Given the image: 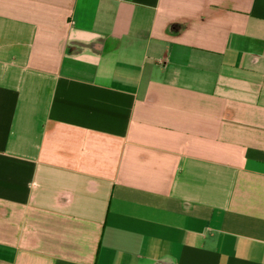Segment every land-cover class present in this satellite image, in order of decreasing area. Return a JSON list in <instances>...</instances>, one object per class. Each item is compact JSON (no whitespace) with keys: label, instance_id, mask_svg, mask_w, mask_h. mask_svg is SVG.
I'll list each match as a JSON object with an SVG mask.
<instances>
[{"label":"crops","instance_id":"crops-1","mask_svg":"<svg viewBox=\"0 0 264 264\" xmlns=\"http://www.w3.org/2000/svg\"><path fill=\"white\" fill-rule=\"evenodd\" d=\"M0 264H264V0H0Z\"/></svg>","mask_w":264,"mask_h":264}]
</instances>
